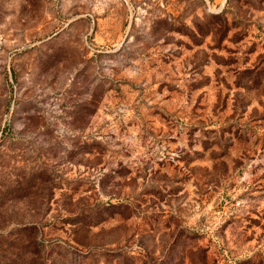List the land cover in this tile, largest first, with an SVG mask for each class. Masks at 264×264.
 Returning a JSON list of instances; mask_svg holds the SVG:
<instances>
[{"label": "rangeland", "instance_id": "rangeland-1", "mask_svg": "<svg viewBox=\"0 0 264 264\" xmlns=\"http://www.w3.org/2000/svg\"><path fill=\"white\" fill-rule=\"evenodd\" d=\"M0 264H264V0H0Z\"/></svg>", "mask_w": 264, "mask_h": 264}]
</instances>
